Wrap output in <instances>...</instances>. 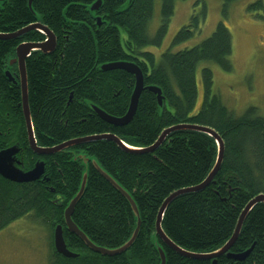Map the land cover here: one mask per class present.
I'll use <instances>...</instances> for the list:
<instances>
[{
  "label": "trees",
  "instance_id": "obj_1",
  "mask_svg": "<svg viewBox=\"0 0 264 264\" xmlns=\"http://www.w3.org/2000/svg\"><path fill=\"white\" fill-rule=\"evenodd\" d=\"M28 1H0V34H13L40 22L56 37L54 52L46 55L35 51L25 60L28 106L37 145L53 147L76 138L112 134L129 146L147 147L173 125L213 128L224 143L220 169L202 191L173 200L161 225L165 234L186 251L205 254L221 247L232 236L248 201L264 194V116L254 107L239 116L229 110L220 96L212 93L213 74L208 67L201 69L203 96L197 104V65L209 61L224 71L232 69L231 34L226 21L218 22L212 34L193 47L167 49L157 62L155 54L145 49L162 43L175 0H159L160 25L153 36H149L148 26L156 0H100L95 11L90 8L97 0H32L33 11ZM235 1L223 0L224 18ZM262 7V0H256L247 9ZM204 16L205 9L193 14L172 44L187 40ZM44 39L45 35L36 30L0 39V150L16 145L20 151L17 159L24 170L31 169L36 161L45 163L44 174L33 182L15 183L0 176V231L29 216L45 224L50 231L47 264H159L153 244L157 211L171 193L206 178L216 159L215 140L204 133L177 130L152 153L126 152L113 141L102 139L52 155L34 154L28 144L19 81L9 80L5 72L17 77V65L9 66V60L19 44ZM120 61L136 63L143 73L144 86L159 87L164 100L160 107L156 95L143 90L132 120L118 127L102 120L94 106L115 117L126 113L134 76L121 69L101 68ZM79 154L95 158L137 205L139 234L122 254L95 253L65 227L63 211L78 191L84 171L82 160H74ZM87 176L72 221L96 245L117 248L131 237L134 214L126 199L90 163ZM57 225L62 226L66 247L77 257L66 258L55 251L53 232ZM157 241L165 252L166 264H211V260L183 257ZM251 246L243 261L223 254L216 262L264 264L263 203L250 210L229 251L242 253Z\"/></svg>",
  "mask_w": 264,
  "mask_h": 264
},
{
  "label": "water",
  "instance_id": "obj_2",
  "mask_svg": "<svg viewBox=\"0 0 264 264\" xmlns=\"http://www.w3.org/2000/svg\"><path fill=\"white\" fill-rule=\"evenodd\" d=\"M2 1V0H0ZM31 2L32 0L28 1V6L31 11ZM100 0H97L93 3L91 6V10L95 11L100 6ZM99 21V20H98ZM100 22V21H99ZM98 22V24H99ZM36 30L42 34L45 35L44 41L41 42H23L19 44L15 49V56L9 60V66L12 64L17 65L18 69V75L17 77H14L10 74V72L7 70L5 72L6 76L9 78V80L13 82L19 81L20 89H21V108H22V114L25 122L26 132H27V139L30 149L38 156H47L52 155L54 153L60 152L70 146L77 145V144H83V143H89L95 140H110L116 143L119 147H121L124 151L134 153V154H145V153H152L154 152L165 140L166 136L177 130H189V131H196L200 133L207 134L211 138L215 140L216 146H217V154L216 159L214 161L213 167L211 168L210 172L206 176V178L199 184L182 188L179 190L174 191L169 196H167L163 202L161 203L157 214L155 218V232L153 234V244L155 249L157 250V253L159 255V264H166V256L165 252L160 244H158V239L165 244L167 247H169L171 250L177 252L179 255L191 258V259H205V260H211V264H217L216 259L220 255L225 254L227 258L233 259L236 261H243L247 258L249 253L251 252L253 246L249 247L247 250H245L242 253H232L229 251L231 246L236 241L240 229L242 227V223L250 210L257 205L258 203L264 204V194H258L254 196L251 200L248 201V203L245 205L241 213L239 214L236 227L233 231L232 236L228 241H226L221 247L218 249L210 252V253H193L186 251L179 246H177L163 231L162 229V218L164 215L165 210L169 206V204L178 198L179 196L187 193H193V192H199L208 187L218 170L220 169L223 155H224V143L219 134L211 127L198 125V124H177L170 127L165 128L158 139L150 146L147 147H132L124 143L119 137L112 135V134H101V135H93V136H87L82 138H76L69 141H66L64 143H61L59 145L53 146V147H40L37 145L34 132H33V126H32V120L29 112V106H28V92H27V75H26V69H25V60L26 58L35 51H41L43 54L49 55L51 54L56 46V37L53 34L51 30H49L46 26L41 24L40 22H36L33 24L28 25L27 27H24L23 29L19 30L16 33L13 34H0V39H8L13 38L19 35H22L28 31ZM101 68L105 71L112 70V69H121L126 71L127 73H130L134 76L135 84L133 91L130 96L129 105L126 113L121 117H115L112 115H109L99 109L98 107L94 106L95 113L105 122L114 125V126H125L127 125L133 118L136 108L139 96L143 90L151 91L156 95L157 103L161 107L163 104L164 97L162 95L161 89L155 85L150 86H144V79H143V73L139 66L134 62H128V61H120V62H113V63H107L101 65ZM19 152V148L14 145L10 146L8 148H5L3 150H0V176L3 178L15 182V183H27V182H33L42 177L44 174L45 169V163L44 161H36L34 166L24 171L20 168L21 162L17 160L16 154ZM81 159L84 165V171L82 173V178L80 182V187L78 191L75 193V195L70 199V201L67 203L64 211H63V221L65 224V227L67 231L71 234L76 235L83 244L91 251L95 253H99L101 255H107V256H116L119 254L124 253L127 249H129L133 243L135 242L140 226H141V218L140 213L137 208V205L131 195L128 191H126L114 178H112L103 168L99 165L97 160L95 158L87 157L85 154H79L77 156H74V160ZM89 163L93 166V168L114 188L116 189L127 201L129 204L135 218V227L132 232L131 237L121 246L113 249H108L104 247H100L93 243L72 221V214L74 211V208L77 204V202L80 200L82 195L85 192L86 185L88 182V166ZM53 246L55 251L66 257V258H75L78 255L74 252H71L65 244L64 238H63V230L61 225H57L53 232Z\"/></svg>",
  "mask_w": 264,
  "mask_h": 264
},
{
  "label": "rangeland",
  "instance_id": "obj_3",
  "mask_svg": "<svg viewBox=\"0 0 264 264\" xmlns=\"http://www.w3.org/2000/svg\"><path fill=\"white\" fill-rule=\"evenodd\" d=\"M254 1L236 0L224 18L223 0H175L174 13L162 43L145 50L154 53L158 62L167 49L178 51L199 44L212 34L218 22L225 20L231 34L232 69L224 71L209 61L199 63L196 68L197 104L203 96L201 69L208 67L213 74L212 93L218 94L229 110L239 116L254 107L264 116V0L262 8L248 10L247 6ZM203 8L205 16L198 29L192 30L187 40L172 44L178 30ZM159 25L160 2L156 0L148 26L149 36L155 34ZM123 36L122 31L121 38ZM49 237L48 227L36 218L29 216L12 222L0 231V264H47Z\"/></svg>",
  "mask_w": 264,
  "mask_h": 264
},
{
  "label": "flooded vegetation",
  "instance_id": "obj_4",
  "mask_svg": "<svg viewBox=\"0 0 264 264\" xmlns=\"http://www.w3.org/2000/svg\"><path fill=\"white\" fill-rule=\"evenodd\" d=\"M19 154H20V151L16 154V158L18 157ZM17 160H18V159H17ZM18 161H19V160H18ZM20 162H21V161H20ZM22 165H23V164H22V162H21V164H20V168H21V169H23V168H22ZM23 170H24V169H23ZM24 171H27V170H24Z\"/></svg>",
  "mask_w": 264,
  "mask_h": 264
},
{
  "label": "bare ground",
  "instance_id": "obj_5",
  "mask_svg": "<svg viewBox=\"0 0 264 264\" xmlns=\"http://www.w3.org/2000/svg\"><path fill=\"white\" fill-rule=\"evenodd\" d=\"M54 52V51H53ZM69 148V147H68ZM35 154V153H34Z\"/></svg>",
  "mask_w": 264,
  "mask_h": 264
}]
</instances>
